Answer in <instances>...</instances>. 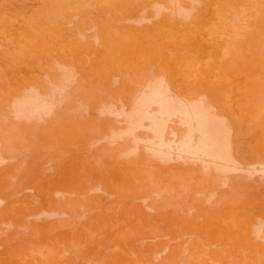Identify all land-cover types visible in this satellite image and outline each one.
Wrapping results in <instances>:
<instances>
[{"label": "rangeland", "instance_id": "1", "mask_svg": "<svg viewBox=\"0 0 264 264\" xmlns=\"http://www.w3.org/2000/svg\"><path fill=\"white\" fill-rule=\"evenodd\" d=\"M0 264H264V0H0Z\"/></svg>", "mask_w": 264, "mask_h": 264}, {"label": "bare ground", "instance_id": "2", "mask_svg": "<svg viewBox=\"0 0 264 264\" xmlns=\"http://www.w3.org/2000/svg\"><path fill=\"white\" fill-rule=\"evenodd\" d=\"M68 1V0H67ZM74 1V0H73ZM70 2H72V0H70ZM67 2H65L64 4H66ZM68 4V3H67ZM67 4H66V6H67ZM72 4V3H71ZM73 4H75V3H73ZM73 6V5H72ZM155 9V8H154ZM129 10V9H128ZM143 16H145V15H143ZM129 18V17H128ZM128 18H126V19H128ZM140 19V18H139ZM142 19H144V20H146L145 18H142ZM142 19H140V20H142ZM143 20V21H144ZM138 22V21H137ZM141 22V21H140ZM161 86V85H160ZM62 88V87H61ZM158 88H159V86H158ZM157 89V88H156ZM162 89V88H161ZM154 91V90H153ZM160 91V89L157 91V93ZM162 92V91H161ZM156 92L154 93H150V94H152L153 96H154V94H157ZM165 93V92H164ZM158 94H163V93H158ZM157 94V95H158ZM159 95V96H160ZM144 98V97H143ZM162 99H164L163 97H162ZM168 100V99H167ZM166 100V101H167ZM170 100V99H169ZM152 101H155V100H152ZM151 101V102H152ZM157 101V100H156ZM159 101V100H158ZM164 101V100H163ZM47 102V101H46ZM139 102V101H138ZM141 103V102H140ZM144 103V102H143ZM148 103V102H147ZM154 103H156V102H154ZM160 103V102H159ZM163 103V102H162ZM166 103H168V102H166ZM169 103H171V102H169ZM175 104V103H174ZM137 105H139V104H137ZM144 105V104H143ZM172 105H173V103H172ZM54 106V105H53ZM145 106V105H144ZM143 106V107H144ZM147 106H150L149 104H147ZM176 107H179L178 105H176ZM45 108V107H44ZM145 108V107H144ZM149 108V107H148ZM39 109V108H38ZM47 110V109H46ZM49 110V109H48ZM141 110H143V109H141ZM177 110H180V109H177ZM143 111H145V110H143ZM180 111H182V110H180ZM184 111V110H183ZM182 111V112H183ZM188 111L189 110H187L186 111V113H188ZM193 111H194V108H193ZM146 112V111H145ZM144 112V113H145ZM176 112H179V111H176ZM181 112V113H182ZM190 112H191V110H190ZM195 112V111H194ZM161 113H163V112H160V114ZM193 113V112H192ZM139 114V113H138ZM143 114V113H142ZM174 114H175V112H174ZM177 114V113H176ZM145 114H143L142 116H144ZM161 116V115H160ZM212 116V115H211ZM157 117V116H156ZM215 118L217 117V115L216 116H214ZM213 117V118H214ZM162 118V117H161ZM218 119H220V117H218ZM152 120H154V119H152ZM152 120H150V121H152ZM160 120H162V119H160ZM169 120V119H168ZM168 120L166 121V122H168ZM149 121V122H150ZM170 121V120H169ZM221 120H218V121H215L214 123H212V124H210V125H204V132L202 131V134H203V136H198L199 138H198V140H200V137H202V139H201V141H198L197 140V142H199V144H200V146L199 145H196L197 146V149H196V146H195V149H196V151H200V153H202V156L201 157H203V155L205 154V157H209V158H211V160L213 161V163H214V165L216 164V166L215 167H217V168H219L220 166H222L221 165V163L222 162H226V163H233L234 161H237L236 159H235V157H234V154H233V151H232V146H231V136L230 137H228L229 136V134L227 135V130H226V127L224 126V124L222 123V122H220ZM223 121V120H222ZM210 122H212V121H210ZM150 123H152L153 124V122H150ZM157 124V123H156ZM208 124V123H207ZM226 124V123H225ZM166 125H167V123H166ZM165 125V126H166ZM227 125V124H226ZM144 126V125H143ZM156 126V125H155ZM200 126H202V125H199L198 124V127H200ZM159 127V126H158ZM197 127V128H198ZM228 127V126H227ZM230 128V127H229ZM163 129L164 128H162V131H163ZM170 129V128H169ZM199 129V128H198ZM166 130V129H165ZM175 130V129H174ZM190 132H193V131H190ZM198 132H199V130H198ZM174 133V132H173ZM165 134V133H164ZM164 134H162L161 136L163 137V135ZM175 134V133H174ZM187 134V136H189V134H191V133H186ZM156 135V134H155ZM154 134H153V137L155 136ZM185 135V134H184ZM192 135H193V133H192ZM158 136V135H157ZM176 136V135H175ZM186 136V138H189V139H187V140H189V144L187 145L188 147H189V145L193 142V139L192 140H190V137H187ZM158 138V137H157ZM156 138V139H157ZM183 139H185V137L184 138H182V140ZM230 139V140H229ZM153 140V139H152ZM159 140V139H158ZM164 140V139H163ZM163 140H162V142H163ZM181 140V139H180ZM186 140V139H185ZM185 140H183V142L185 141ZM190 141H192V142H190ZM156 142V141H155ZM164 142H167V141H165L164 140ZM180 142H182V141H180ZM183 142H182V144H183ZM197 142H195V143H197ZM157 143H159L158 141H157ZM156 143V144H157ZM156 144H154V145H156ZM165 144H167V143H165ZM169 144V143H168ZM172 144V143H171ZM198 144V143H197ZM157 145H159V144H157ZM177 145H181V143L180 144H177ZM185 145V143L182 145V146H184ZM192 145H193V143H192ZM195 145V144H194ZM167 146V145H166ZM172 146V145H171ZM181 146V147H182ZM199 146V147H198ZM159 147H162L161 146V144H160V146ZM168 147V146H167ZM192 147V146H191ZM163 148V147H162ZM177 148H180V146L178 147L177 146ZM194 148V147H193ZM193 148H191V149H193ZM181 149V148H180ZM182 150H186L184 147L182 148ZM159 151H161V150H159ZM181 151V150H180ZM191 152L190 153H192V150H190ZM184 152H186V153H188L187 151H184ZM194 154V153H193ZM195 155H198V153L196 154V152H195ZM201 155V154H200ZM199 156V155H198ZM202 159V158H201ZM212 161H210V162H212ZM205 162V161H204ZM239 162V161H238ZM209 163V162H208ZM205 164H207V162H205ZM222 164H224V163H222ZM236 164H237V162H236ZM259 164H261V163H259ZM210 165H212V163L210 164ZM214 165H213V167H214ZM204 166H206V165H204ZM262 166H263V164H262ZM210 167V166H209ZM212 167V166H211ZM208 169V168H207ZM263 169V168H262ZM211 170V169H210ZM209 170V171H210ZM263 224V223H262Z\"/></svg>", "mask_w": 264, "mask_h": 264}]
</instances>
